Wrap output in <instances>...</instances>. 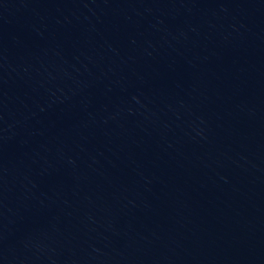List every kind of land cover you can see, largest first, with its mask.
<instances>
[{"label": "water", "instance_id": "obj_1", "mask_svg": "<svg viewBox=\"0 0 264 264\" xmlns=\"http://www.w3.org/2000/svg\"><path fill=\"white\" fill-rule=\"evenodd\" d=\"M0 264H264V0H0Z\"/></svg>", "mask_w": 264, "mask_h": 264}]
</instances>
